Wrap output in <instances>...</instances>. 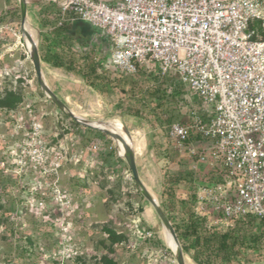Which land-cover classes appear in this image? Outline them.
Returning <instances> with one entry per match:
<instances>
[{
  "label": "rangeland",
  "instance_id": "obj_1",
  "mask_svg": "<svg viewBox=\"0 0 264 264\" xmlns=\"http://www.w3.org/2000/svg\"><path fill=\"white\" fill-rule=\"evenodd\" d=\"M40 2L28 0L27 7L28 33L37 47ZM19 13L17 0H0V97L7 91L21 94L13 111L0 109V264H103L105 258L114 264H177L165 229L137 193L117 144L106 135L85 137L41 91ZM41 71L46 85L75 115L92 122H119L129 131L140 180L159 205L164 173H190L196 190L208 184L203 176L210 168L197 164L193 170L196 158L180 152L167 129L152 119L119 113L117 103L133 105L127 95L118 89L100 95L79 78L46 64ZM123 80L140 83L138 95L151 88L143 73L123 75ZM183 89L182 104L166 101L164 110L173 113V122L187 125L201 102L187 87ZM191 143L203 146L198 138ZM186 194L183 187L177 190L179 198ZM182 208L170 211L172 226L182 221ZM210 217V224L226 227L214 222L217 216ZM105 228L122 234L123 241L107 242ZM183 256L185 264H196L189 255ZM239 261L264 264V249L247 250Z\"/></svg>",
  "mask_w": 264,
  "mask_h": 264
},
{
  "label": "built area",
  "instance_id": "obj_2",
  "mask_svg": "<svg viewBox=\"0 0 264 264\" xmlns=\"http://www.w3.org/2000/svg\"><path fill=\"white\" fill-rule=\"evenodd\" d=\"M108 39L113 68L125 76L157 63L206 112L174 122L168 138L218 181L200 186L199 215L228 226L264 222V0H46ZM199 138L203 146L191 147Z\"/></svg>",
  "mask_w": 264,
  "mask_h": 264
},
{
  "label": "trees",
  "instance_id": "obj_3",
  "mask_svg": "<svg viewBox=\"0 0 264 264\" xmlns=\"http://www.w3.org/2000/svg\"><path fill=\"white\" fill-rule=\"evenodd\" d=\"M36 15V24L40 29L38 54L41 69L43 64H46L52 69L62 70L65 74L79 78L86 87L100 95L118 89L133 103L132 106L117 103L120 114L137 119L143 117L152 119L161 129H167L168 135L170 125L174 123V115L164 110V104L166 101H174L180 106L184 99L183 85L174 76L170 74L162 76L154 66L139 69L135 75L145 74L146 79L151 81V88H147L143 96L142 92L138 95L137 92L140 91L138 88H142L140 83L125 82L122 74L118 76L104 69L100 62L93 61L88 54L73 50L70 44L64 42L68 36L69 22L75 18L73 14H63L55 3L45 0L37 4ZM18 16L20 17V13ZM44 29L46 34L43 35L41 31ZM20 102V93L7 91L0 97V109L13 111ZM200 105L196 109V114L199 118L205 119L206 112L201 103ZM71 123L88 139L105 137L101 132L83 127L72 120ZM203 178L207 179L208 183L218 181L212 170ZM180 187L187 190L185 198L177 196ZM196 191V180L190 173L163 174L160 207L169 221H171L170 211L178 212L179 207H183L184 217L180 224H173V228L184 255H189L196 264H239V257L243 252L264 249L262 220L245 216L233 220L225 228H218L210 224L207 217L196 212ZM137 193L140 194L138 190ZM104 233L107 236L106 241L112 245L119 244L124 239L122 234H117L108 228L104 229ZM28 242L31 244L30 238ZM103 264L114 263L105 258Z\"/></svg>",
  "mask_w": 264,
  "mask_h": 264
},
{
  "label": "water",
  "instance_id": "obj_4",
  "mask_svg": "<svg viewBox=\"0 0 264 264\" xmlns=\"http://www.w3.org/2000/svg\"><path fill=\"white\" fill-rule=\"evenodd\" d=\"M17 2L19 5V11H20V31L22 34V38L24 40V44H26L25 38L29 39V41L31 42L32 49L31 51H28V52H29L31 64L33 65L35 75L37 78V82L39 84L41 91L51 101V103L70 120L78 123L79 125L83 127L91 128L93 130L101 132L102 134L112 139L115 143L117 142L118 144H120L119 147L122 150V152H119V157L125 161L137 190L139 191L141 196L152 206L158 218L160 219L164 229L169 233V235L175 242L177 246V251L176 252H174L173 250L172 251L175 254L177 264H185L183 252H182L180 243L178 241V238L176 236V233H175V230L172 224L168 220L167 216L164 214L158 201L148 192L147 188L144 186V184L140 180L138 169H137L136 162H135V155H134L129 131L123 126V130H124V133L127 139V140H124V138H122V136L118 134L117 132L106 129L105 123L87 121L75 115L68 107H66V105H64V103H62L56 97V95L50 90V88L46 85L43 79V74L41 71L40 59H39V54H38L37 42L33 40V38L30 36V34L27 31L28 0H17Z\"/></svg>",
  "mask_w": 264,
  "mask_h": 264
},
{
  "label": "crops",
  "instance_id": "obj_5",
  "mask_svg": "<svg viewBox=\"0 0 264 264\" xmlns=\"http://www.w3.org/2000/svg\"><path fill=\"white\" fill-rule=\"evenodd\" d=\"M45 32L46 30L44 29L41 31V34L44 35L46 34ZM64 42L70 44L73 50L88 54L93 61L100 62L104 69L111 71L113 68L110 61L111 46L108 39L103 37L98 30L92 28L90 25L78 19H72L69 22L68 36H66ZM60 71L64 73L62 70Z\"/></svg>",
  "mask_w": 264,
  "mask_h": 264
},
{
  "label": "bare ground",
  "instance_id": "obj_6",
  "mask_svg": "<svg viewBox=\"0 0 264 264\" xmlns=\"http://www.w3.org/2000/svg\"><path fill=\"white\" fill-rule=\"evenodd\" d=\"M27 31L30 32L28 28H27ZM29 34H30V36H32L31 33H29ZM25 43H26L25 46H26L27 50L31 51L32 48H31V42L29 41V39L25 38ZM105 127L108 130L117 132L118 134H120L122 136V138H124V140H127L126 139V135H125L124 130H123V126H122L121 123H119V122H109V123H105ZM116 144H117L118 147L120 146V144H118L117 142H116ZM119 150H120V152H122L120 147H119ZM164 238H165V241H166V244L168 245V247L171 250H173L174 252H176L177 251V246H176L175 242L173 241V239L171 238V236L169 235V233L166 230L164 231Z\"/></svg>",
  "mask_w": 264,
  "mask_h": 264
}]
</instances>
